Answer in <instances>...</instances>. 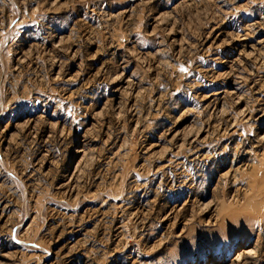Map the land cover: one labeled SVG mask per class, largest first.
<instances>
[{"label":"rangeland","instance_id":"obj_1","mask_svg":"<svg viewBox=\"0 0 264 264\" xmlns=\"http://www.w3.org/2000/svg\"><path fill=\"white\" fill-rule=\"evenodd\" d=\"M0 264H264V0H0Z\"/></svg>","mask_w":264,"mask_h":264}]
</instances>
